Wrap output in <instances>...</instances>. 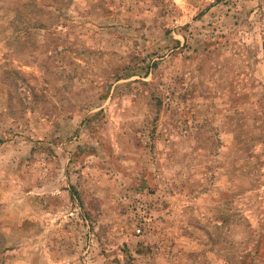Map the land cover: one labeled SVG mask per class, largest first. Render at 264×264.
I'll list each match as a JSON object with an SVG mask.
<instances>
[{"label":"rangeland","instance_id":"374dc122","mask_svg":"<svg viewBox=\"0 0 264 264\" xmlns=\"http://www.w3.org/2000/svg\"><path fill=\"white\" fill-rule=\"evenodd\" d=\"M0 264H264V0H0Z\"/></svg>","mask_w":264,"mask_h":264}]
</instances>
